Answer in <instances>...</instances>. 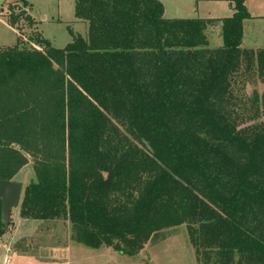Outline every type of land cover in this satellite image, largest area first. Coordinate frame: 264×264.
<instances>
[{
	"label": "trees",
	"instance_id": "trees-1",
	"mask_svg": "<svg viewBox=\"0 0 264 264\" xmlns=\"http://www.w3.org/2000/svg\"><path fill=\"white\" fill-rule=\"evenodd\" d=\"M12 1L8 25L34 31ZM230 1L216 49L213 20H167L158 0H75L85 39L0 48V179L29 161L35 179L21 219L66 220L77 245L127 257L185 225L198 261L264 264V123L239 121L232 92L242 70L264 83V49L241 48L246 0Z\"/></svg>",
	"mask_w": 264,
	"mask_h": 264
},
{
	"label": "rangeland",
	"instance_id": "rangeland-1",
	"mask_svg": "<svg viewBox=\"0 0 264 264\" xmlns=\"http://www.w3.org/2000/svg\"><path fill=\"white\" fill-rule=\"evenodd\" d=\"M30 5L29 15L35 21V32L48 40L55 49H62L71 43L72 37L85 39L87 24L74 16L75 0H26ZM164 7L165 19H210L204 31L209 49L222 46L220 19L231 17L230 0H158ZM231 5V6H230ZM23 10L21 4L6 0L0 8V48L12 47L19 39L29 45L34 31L23 22L17 24L18 33L12 30L7 20L10 13ZM245 8L249 19L243 22L242 49H264V0H246ZM219 19V20H218ZM19 36H18V35ZM18 37V38H17ZM235 114L241 120L252 124L264 123V106L253 103L254 97L261 98L264 83L254 71L242 70L232 83ZM258 117L253 119L255 113ZM32 163L23 167L13 181L26 187L34 181ZM19 207L11 211L5 234L0 237V264L10 254L9 264H212V260L198 261L189 244L185 225L165 229L154 235L143 249L133 257H127L101 248L93 250L72 241V229L66 220L32 221L21 224ZM18 230L19 237L12 241L10 235ZM7 248V249H6Z\"/></svg>",
	"mask_w": 264,
	"mask_h": 264
},
{
	"label": "water",
	"instance_id": "water-1",
	"mask_svg": "<svg viewBox=\"0 0 264 264\" xmlns=\"http://www.w3.org/2000/svg\"><path fill=\"white\" fill-rule=\"evenodd\" d=\"M6 0H0V8L3 7ZM148 151L152 152L150 147L145 144ZM23 185L16 181H4L0 179V216L4 227L8 225L9 216L12 210L20 206Z\"/></svg>",
	"mask_w": 264,
	"mask_h": 264
},
{
	"label": "crops",
	"instance_id": "crops-1",
	"mask_svg": "<svg viewBox=\"0 0 264 264\" xmlns=\"http://www.w3.org/2000/svg\"><path fill=\"white\" fill-rule=\"evenodd\" d=\"M27 2V1H26ZM30 9V8H29ZM29 9L27 10V12H28V14H29ZM163 17H164V15H163ZM176 19V18H175ZM167 20H172V19H167ZM219 20V19H218ZM12 30H14L15 32H17V30H15V29H13L12 28ZM18 33V32H17ZM18 35V34H17ZM19 36V35H18ZM206 40H207V37H206ZM208 43V42H207ZM21 223H18V226H20L21 224H35V223H28L26 220H23L22 219V221H20ZM10 237H11V239H12V241H15V240H17L19 237H22L21 235H19L18 234V230H16V231H14L11 235H10ZM7 249V248H6Z\"/></svg>",
	"mask_w": 264,
	"mask_h": 264
},
{
	"label": "built area",
	"instance_id": "built-area-1",
	"mask_svg": "<svg viewBox=\"0 0 264 264\" xmlns=\"http://www.w3.org/2000/svg\"><path fill=\"white\" fill-rule=\"evenodd\" d=\"M9 263H10V254L6 255L2 261V264H9Z\"/></svg>",
	"mask_w": 264,
	"mask_h": 264
}]
</instances>
